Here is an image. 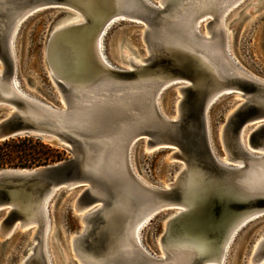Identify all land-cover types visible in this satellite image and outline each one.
Returning <instances> with one entry per match:
<instances>
[{
  "label": "water",
  "instance_id": "obj_1",
  "mask_svg": "<svg viewBox=\"0 0 264 264\" xmlns=\"http://www.w3.org/2000/svg\"><path fill=\"white\" fill-rule=\"evenodd\" d=\"M108 1L0 0V60L5 67L0 78V142L17 137H36L72 155L32 168H0V212L4 211L0 232H12L18 222L20 226L36 222L37 235L41 238L47 223L43 213L29 215L15 202L16 199H36L42 207L58 193L76 190L73 209L79 217L80 227L71 236L86 258V264H198L196 250L190 243L194 242L193 234L199 227L195 226V221L198 222L200 217L202 220L198 223L203 225L208 218L219 219L224 209L238 211L254 207L261 209L259 214L264 213V189H255L244 196L232 184L234 177L251 168L256 161L264 165V82L248 75L236 76L231 65L224 61L223 52L217 55L218 72L225 77L230 90L239 88L245 96L227 116L221 129L222 146L231 156L229 164L237 167L230 169L215 159L208 131L207 108L225 93L213 99L212 90H215L217 81L212 76L195 79L182 88L178 117L172 120L158 109L156 94L161 86L160 80L138 77L141 70L137 67L125 71L113 62L116 69L103 63L107 68L101 70L102 74L96 75V71H92L96 77L93 86L87 81L84 90L76 89V85L69 82L75 80L65 79L62 75H70L78 59L73 57L72 63L69 56H74L81 48L68 41L60 42L61 37H52L51 27L45 39V65L47 69L50 65L54 69L49 77L66 108L57 110L58 105L36 96L32 103L12 86L15 66L8 34L20 18L48 8L59 9L63 15L70 13L69 7H72L90 14H103L106 10L105 22L115 14L109 13ZM175 1H164V9H161L144 0H126L125 15L117 17L107 33L115 23L124 19L137 24L144 22L149 27L144 35L145 47L150 54L146 66L149 70L183 74L191 71L193 63L195 72L193 58L172 41L178 33L195 36L189 18L193 15V5L189 13H182L180 25L172 24L170 28L164 14ZM128 12L133 13V17H128ZM99 30L100 27L93 31V39ZM215 30L219 32L218 43L222 47L221 29L215 27ZM82 61L86 67L89 65V71L93 70L90 67L93 61ZM249 126L253 130L248 134L246 147L241 142V132ZM139 140H144L145 148L172 147L174 152L169 158H177L185 164L184 170L168 182L167 188L146 184L132 171L128 162L129 148ZM237 160L238 165L234 164ZM193 178L199 180L191 184ZM180 206L186 207V211L167 218L160 236L166 254L164 263L148 248L150 253L137 247L133 248L131 256H127L126 250L119 247L125 219L123 212L131 208L134 217L150 213L152 220L157 214L173 212ZM263 259L264 238L255 247L252 261L259 263Z\"/></svg>",
  "mask_w": 264,
  "mask_h": 264
},
{
  "label": "rangeland",
  "instance_id": "obj_2",
  "mask_svg": "<svg viewBox=\"0 0 264 264\" xmlns=\"http://www.w3.org/2000/svg\"><path fill=\"white\" fill-rule=\"evenodd\" d=\"M153 1L157 3V0ZM258 1H238L226 10L224 23L229 33V52L236 60V66L238 65L237 67L248 76L264 82V0ZM60 18L61 11L59 9L48 8L41 9L23 19L16 32L14 47L16 75L18 73L21 88L45 102L53 105L60 104L58 108H63L62 99L60 103L59 94L49 77L44 62L46 36L49 29ZM201 21L203 22L200 32L206 36V22ZM142 25L124 19L109 29L105 37V46L111 62L119 67L130 69L117 56V49L119 52L122 49L124 55L135 57L147 54L142 40ZM1 68L0 61V70ZM179 81L181 83L174 84L176 82H172V84H168L160 94L159 103L163 115L172 116L175 113L177 102L181 97L178 87L187 83L184 80ZM236 91L227 90L207 108V124L211 144L221 159H225V151L220 140L222 126L230 112L243 101V98L237 96V94H242V91L239 89ZM42 142L59 149L61 152L60 160L72 157L70 152L63 148ZM173 152L172 147L148 150L145 148L144 140H139L132 148L130 159L143 180L149 184L164 187L177 176L184 166L183 162L177 158H169ZM55 162L57 161L48 164ZM76 192L73 190L66 194L58 193L49 202L51 226L49 225L47 242L53 264H80L72 252L69 238L80 227L79 217L73 209ZM175 211L169 210L157 214L142 229V243L154 254L163 255L159 241L163 232L164 221L168 215L170 216ZM3 215L4 211H1L0 220ZM28 227L22 229L16 224L11 233L0 237V264H21L23 262L26 250L30 245L31 235L34 233V228ZM53 236L56 238L54 239ZM263 238L264 213L256 214L240 228L229 247L225 264H264V260L259 263L252 261L255 246Z\"/></svg>",
  "mask_w": 264,
  "mask_h": 264
},
{
  "label": "bare ground",
  "instance_id": "obj_3",
  "mask_svg": "<svg viewBox=\"0 0 264 264\" xmlns=\"http://www.w3.org/2000/svg\"><path fill=\"white\" fill-rule=\"evenodd\" d=\"M149 5H157L159 8L164 9V1L166 0H157V3H154L153 0H144ZM240 0H176L174 5L170 7L169 11L164 14V18L167 21L168 27L171 28L172 24H179L181 20L183 19L182 13H189L190 7L193 5V15L190 18V21L192 23V27H194L195 36L193 34L187 36L185 34L178 33L176 36L173 37V40L176 44V47L178 49L183 50L185 53L191 56L192 61H194V67L197 68V71L193 72V63L191 64L192 69L189 71V73H172V72H154L149 70V67H146L148 65V58H149V50L147 47L146 51L147 54L145 56L141 57H135L133 55H124L122 49L121 52L117 49L116 54L119 58H121L122 62L126 63L130 69L120 67L122 70L125 71H132L136 67L140 68L141 72L138 74V77H155L158 80H160V88L157 90L156 94V102L158 104V109L160 111V103H159V97L160 94L166 89L165 87L168 84H172V82L181 83L179 80H184L187 82L186 84L178 87V90L181 95L182 88H185L192 84V81L195 79L202 80L205 77L212 76L217 81V85L215 87V90H212L213 99L220 95L222 92H227V90H230L231 88L228 87L227 81L223 75H221L218 72L219 66L217 67L216 58L217 55L220 52H223L224 54V61H226L229 65H231V68L236 72V76H242L247 75L243 70H241L239 67L236 66V60L231 56L229 52V33L228 29L225 25V12L228 10L231 6H233L235 3H237ZM259 2V1H258ZM127 3L126 0H109L106 7L109 9V13L115 12V14L111 15L107 19V21L104 22L103 19L104 16H106L107 12L104 10V13L101 14L100 12H95L93 14L88 13V11H82L78 10L77 8L69 7L70 13H65L61 15V18L57 21V23L52 26L51 34L52 37L57 36L61 37L59 39L60 42L66 43L68 41L69 43H72L73 45H76L79 49V51L75 52L74 56L71 55L69 57H72L71 62L73 63V57H76L75 60L78 59V62L76 65L71 68L70 77L65 75H62L65 79L71 78L75 81H69L70 83L76 85V89L84 90V86H86L84 82L88 81V85L93 86V82L95 78L93 75L95 73H92V71H96V75L102 74V71L104 70L103 63H105L108 67L115 68L116 67L111 63L107 53H106V46H105V35L107 34V30L110 27V25L113 23V21L119 17L120 15H125L124 12L126 11ZM222 9H219V7H222ZM27 15L23 16L16 22L12 28L9 30L8 34V43H9V50L11 57L14 61L15 69L13 71V78L11 80L12 86L15 87L19 92L25 95L31 102L32 100H36L35 96L31 95L30 93L24 91L19 86L20 82L17 80L16 75V64H15V47H14V40L16 36L17 29L19 25H21V22L23 19L26 18ZM128 17H133V13L128 12ZM208 16V17H207ZM108 17V16H107ZM136 17V16H135ZM101 18V19H100ZM204 18V19H203ZM204 20L205 28H206V36L201 34V24ZM200 23V26H199ZM144 26L141 28L142 30V40L145 43V37L147 30L149 27L143 22ZM180 25V24H179ZM100 30L98 32V35L96 38L93 39V31L97 29ZM215 27H220L223 40H222V47L219 45V32L215 30ZM54 32H58L55 33ZM168 32V31H167ZM105 36V37H104ZM51 37V38H52ZM91 37V40L89 38ZM195 37V38H194ZM64 39V40H63ZM89 40V41H88ZM88 42V43H87ZM221 47V48H220ZM47 50V49H46ZM46 50L44 49V62L46 63ZM95 57L99 58L97 61H94ZM80 59V60H79ZM82 60L87 61H93L92 62V69L89 71L86 67L84 62ZM96 60V59H95ZM138 60V61H137ZM1 61V60H0ZM86 63V62H85ZM99 63V64H98ZM2 68L0 70V78L2 76V72L4 67V63L1 61ZM99 65L103 67H99ZM233 66V67H232ZM47 68V66H46ZM119 68V69H120ZM114 69V70H115ZM48 74L54 73V69L50 65V67L47 69ZM113 72V71H111ZM109 73V72H108ZM112 76V73H109ZM61 76V77H62ZM179 81V82H177ZM183 82V81H182ZM184 83V82H183ZM170 87V86H169ZM168 88V87H167ZM239 89V88H236ZM217 90V91H216ZM240 90V89H239ZM237 92V91H236ZM238 97L245 98L242 94H237ZM61 97V96H60ZM182 97V96H181ZM179 98V100L181 99ZM31 98V99H30ZM63 102L64 107L58 108L57 110H63L66 108L65 101L63 98H60ZM243 102V101H242ZM240 102L239 105L242 103ZM179 101L177 102L178 106ZM238 105V106H239ZM60 104L58 105V107ZM176 106L175 113L172 116H167V118H170L172 120L176 119L178 117V107ZM237 106V107H238ZM35 107V106H34ZM236 107V108H237ZM235 110V108L230 112L232 113ZM162 113V112H161ZM253 130L252 128H244L241 132V142L245 143L246 147L248 145V134L249 132ZM220 140L221 144L222 142V132L220 133ZM132 145H130L129 148V157L128 162L132 168V171L137 175L140 180H142L144 183H147L143 178L139 175V173L136 171V169L133 167V164L130 159V154L132 153ZM213 148V145H212ZM148 150H151L150 148H147ZM214 150V149H213ZM224 157L225 159H221L220 156H218L214 151V157L215 159L221 164L222 166H225L226 168H237V167H231L229 162L231 161V156L228 154L227 150H224ZM228 162V163H227ZM240 163L238 160L234 161V164L238 165ZM183 168L178 172V174L184 170L185 164H183ZM177 174V175H178ZM176 178V177H175ZM198 178H193V182H197ZM233 186L237 189V192H241L244 196H247L249 193H252L255 189H264V165L261 161H256L254 165L251 168H248L247 170L243 171V173L239 176L234 177V180L232 181ZM168 183L165 188H167ZM237 198V196H234ZM51 200V198H49ZM238 199V198H237ZM50 200H48L50 202ZM75 200V198H74ZM73 200V202H74ZM46 202L45 204H40V201L36 199H24L23 197H18L16 199V203L20 206L24 207L27 211V213L31 216H36L41 213H43L45 219H46V228L44 235L39 238L37 235V226L36 222H31L30 224H25L23 226H20V222H18L19 228H27L28 226L33 225L34 226V233L31 235L30 245L28 249L26 250V253L24 255L23 262L21 264H53L50 256V252L48 249V234H49V225L51 226L50 216H49V202ZM186 205H188L186 203ZM43 210V211H41ZM186 211V207L180 206L179 209H177L173 214L170 216L168 215L164 221H167V218L178 216L179 214ZM261 213V209H257L254 207L246 208L243 210L233 211V210H223L222 216H220L219 219L215 220L212 218H208L205 223L199 224L202 220V217L198 219V222L195 221V226H199L198 230L193 234L194 236V242L190 243V245L196 250L197 259H199L198 264H225V260L227 257V253L229 250V247L235 237V235L238 233L240 228L252 217L256 216V214ZM125 216L123 227H122V233H121V239L119 240L120 246L124 250H126V255L131 256L133 248H140L143 252H146L147 248L142 243V229L144 228V225H147L150 218L152 217V214H143L134 217V211L133 209H129L125 211V213H122ZM203 216V215H202ZM205 219V218H204ZM193 222V221H192ZM202 221L201 223H203ZM16 226V224H15ZM14 226V228H15ZM13 228V229H14ZM29 228V227H28ZM193 229H196L194 227ZM11 232H0V237L5 236L6 234H9ZM33 236V237H32ZM54 238V236H53ZM56 238V237H55ZM54 238V239H55ZM70 244L71 249L74 254V256L77 258L80 264H86L87 260L84 256L81 255L79 250L76 247V241L74 240L73 236H70ZM161 239V238H160ZM161 241V240H160ZM159 241V242H160ZM33 242V245H32ZM260 241L257 242V244ZM256 244V246H257ZM161 246V243H160ZM255 246V247H256ZM67 250V247H66ZM161 250L163 255L159 256L156 255V257L160 260H162V263L166 260V254L164 250ZM30 252L29 254H27ZM147 252H149L147 250ZM150 253V252H149ZM67 255V254H66ZM264 260V259H263ZM159 262V261H158Z\"/></svg>",
  "mask_w": 264,
  "mask_h": 264
},
{
  "label": "trees",
  "instance_id": "obj_4",
  "mask_svg": "<svg viewBox=\"0 0 264 264\" xmlns=\"http://www.w3.org/2000/svg\"><path fill=\"white\" fill-rule=\"evenodd\" d=\"M60 159L59 149L39 138L17 137L0 142V168H32Z\"/></svg>",
  "mask_w": 264,
  "mask_h": 264
}]
</instances>
